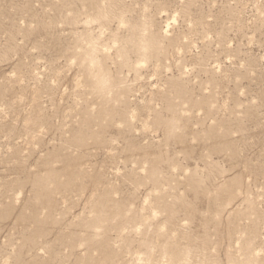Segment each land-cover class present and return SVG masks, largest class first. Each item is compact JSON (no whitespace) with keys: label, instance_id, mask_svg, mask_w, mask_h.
<instances>
[{"label":"rangeland","instance_id":"1","mask_svg":"<svg viewBox=\"0 0 264 264\" xmlns=\"http://www.w3.org/2000/svg\"><path fill=\"white\" fill-rule=\"evenodd\" d=\"M0 264H264V0H0Z\"/></svg>","mask_w":264,"mask_h":264},{"label":"snow or ice","instance_id":"2","mask_svg":"<svg viewBox=\"0 0 264 264\" xmlns=\"http://www.w3.org/2000/svg\"><path fill=\"white\" fill-rule=\"evenodd\" d=\"M77 61L76 60H73V64H75ZM260 253H258V255H259Z\"/></svg>","mask_w":264,"mask_h":264}]
</instances>
